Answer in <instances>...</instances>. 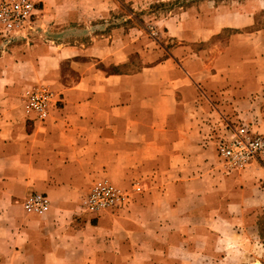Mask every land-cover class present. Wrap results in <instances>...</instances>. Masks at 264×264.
<instances>
[{
    "label": "crops",
    "instance_id": "obj_1",
    "mask_svg": "<svg viewBox=\"0 0 264 264\" xmlns=\"http://www.w3.org/2000/svg\"><path fill=\"white\" fill-rule=\"evenodd\" d=\"M165 1L38 0L35 29L0 39V264H247L258 247L264 162L227 172L216 140L264 134V0L149 11ZM42 83L60 100L44 121L25 101ZM104 177L143 190L83 212ZM34 192L46 213L25 212Z\"/></svg>",
    "mask_w": 264,
    "mask_h": 264
},
{
    "label": "built area",
    "instance_id": "obj_2",
    "mask_svg": "<svg viewBox=\"0 0 264 264\" xmlns=\"http://www.w3.org/2000/svg\"><path fill=\"white\" fill-rule=\"evenodd\" d=\"M38 0H0V39L12 43L31 33L39 18ZM27 112L44 121L52 107L60 101L57 93L48 84L33 86L26 95ZM227 135H219L216 151L220 163L227 172L244 170L252 162H264V134L248 125L225 124ZM142 184L133 183L123 187L107 178L94 181L90 190L80 201V209L85 213L99 214L125 207L135 194L141 193ZM28 213L44 214L50 208L47 195L34 192L25 201Z\"/></svg>",
    "mask_w": 264,
    "mask_h": 264
},
{
    "label": "rangeland",
    "instance_id": "obj_3",
    "mask_svg": "<svg viewBox=\"0 0 264 264\" xmlns=\"http://www.w3.org/2000/svg\"><path fill=\"white\" fill-rule=\"evenodd\" d=\"M194 1L196 0H166L165 2H161V4L153 5L151 8H149V11L155 12L157 15H161L160 17H162L164 15L174 13L181 8H185ZM226 1L228 2L229 5L233 6V8H241L239 3H237L238 0H226ZM241 9L243 10V8ZM259 24L264 25V19H260ZM24 210L25 212H27L25 207ZM258 218H259L258 224L260 225V232H259L260 237L257 240L259 241V243H258V247L254 249L251 255L249 256V260L247 264H264V212L260 213Z\"/></svg>",
    "mask_w": 264,
    "mask_h": 264
}]
</instances>
